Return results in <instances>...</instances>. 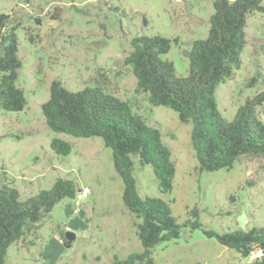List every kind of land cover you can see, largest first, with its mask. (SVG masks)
Masks as SVG:
<instances>
[{"label": "rangeland", "instance_id": "obj_1", "mask_svg": "<svg viewBox=\"0 0 264 264\" xmlns=\"http://www.w3.org/2000/svg\"><path fill=\"white\" fill-rule=\"evenodd\" d=\"M213 0H0L16 28L21 61L16 85L26 103L20 112L0 109V186L16 188L22 200L49 189L57 178L74 182L84 199H64L37 228L7 250L6 264H111L142 252L135 218L122 202L123 183L112 154L98 137L74 138L48 129L41 105L54 80L72 91L99 86L131 104L147 124L159 129L175 165L173 189L161 195L149 165L132 156L139 195L161 197L179 224L198 210L203 228L217 233L264 227V157H239L230 170L200 173L191 146V125L166 107H153L124 63L132 38L160 35L172 42L164 60L177 76L188 72V52L204 39ZM264 7V0H261ZM241 67L215 91L217 109L229 121L248 102L258 101L264 121V12L247 18ZM2 50L0 48V56ZM260 98L259 100H257ZM256 99V101H255ZM58 138L72 146L67 156L50 148ZM78 192V193H79ZM67 235L71 237L68 239ZM153 264H251L234 250L182 227L177 240L151 252Z\"/></svg>", "mask_w": 264, "mask_h": 264}, {"label": "trees", "instance_id": "obj_2", "mask_svg": "<svg viewBox=\"0 0 264 264\" xmlns=\"http://www.w3.org/2000/svg\"><path fill=\"white\" fill-rule=\"evenodd\" d=\"M212 8L206 37L194 40L188 50L186 76H177L174 64L161 58L169 52L172 42L177 43L176 39L160 35L134 37L124 59L135 77L137 93L145 94L153 107H166L177 114L181 123L191 125V146L200 173L230 170L245 155L264 157V121L257 118L254 109L258 101L241 106L226 121L215 100L217 86L241 67L248 16L264 12V7L261 0H213ZM16 28L10 15L0 14V109L6 112H20L26 103L23 91L16 85L21 67ZM41 112L50 131L74 138L98 137L111 150L114 170L123 183V205L140 220L134 226L143 249L124 259L114 257L111 264H153L152 249L177 240L182 227L200 229L206 238L215 239L244 259L252 251L261 250L262 255L251 264H264V227L222 233L206 230L196 208L179 224L167 201L139 195L132 156L141 166L151 167L161 195L171 193L176 170L159 129L147 124L129 102L99 86L72 91L54 80ZM50 148L56 155L67 156L72 146L54 138ZM78 192L73 181L57 178L49 189L22 200L16 188L1 185L0 264H6L11 245L34 231L56 204L74 199Z\"/></svg>", "mask_w": 264, "mask_h": 264}, {"label": "built area", "instance_id": "obj_3", "mask_svg": "<svg viewBox=\"0 0 264 264\" xmlns=\"http://www.w3.org/2000/svg\"><path fill=\"white\" fill-rule=\"evenodd\" d=\"M88 193H89L88 189L84 188L81 192L78 193L77 197L82 200L87 197ZM261 255H262L261 250H255L250 253L249 258L253 260V259L260 257Z\"/></svg>", "mask_w": 264, "mask_h": 264}, {"label": "water", "instance_id": "obj_4", "mask_svg": "<svg viewBox=\"0 0 264 264\" xmlns=\"http://www.w3.org/2000/svg\"><path fill=\"white\" fill-rule=\"evenodd\" d=\"M184 55H185V57H188V52H184ZM67 237H68V239H71V237H69L68 235H67Z\"/></svg>", "mask_w": 264, "mask_h": 264}]
</instances>
